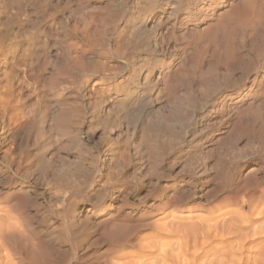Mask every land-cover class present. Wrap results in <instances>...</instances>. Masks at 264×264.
<instances>
[{
    "label": "bare ground",
    "instance_id": "1",
    "mask_svg": "<svg viewBox=\"0 0 264 264\" xmlns=\"http://www.w3.org/2000/svg\"><path fill=\"white\" fill-rule=\"evenodd\" d=\"M50 260L264 264V0H0V264Z\"/></svg>",
    "mask_w": 264,
    "mask_h": 264
},
{
    "label": "rangeland",
    "instance_id": "2",
    "mask_svg": "<svg viewBox=\"0 0 264 264\" xmlns=\"http://www.w3.org/2000/svg\"><path fill=\"white\" fill-rule=\"evenodd\" d=\"M64 143H65V142H63V145H65ZM66 147H68V146H66ZM73 148H75V147H73ZM73 148H72V147H71V148H69V147H68V148H65L62 152L65 153V152L67 151V149H68V150H70L71 152L75 153V151L72 150ZM75 150H76V149H75ZM131 200H133V199L131 198ZM134 201H135V200H134ZM50 262H51V263H49V264H52V261H51V260H50Z\"/></svg>",
    "mask_w": 264,
    "mask_h": 264
}]
</instances>
